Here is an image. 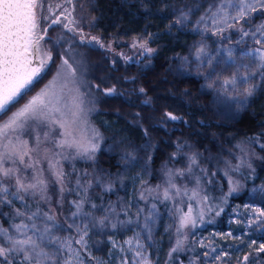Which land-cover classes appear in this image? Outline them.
Returning a JSON list of instances; mask_svg holds the SVG:
<instances>
[{
    "label": "trees",
    "instance_id": "trees-1",
    "mask_svg": "<svg viewBox=\"0 0 264 264\" xmlns=\"http://www.w3.org/2000/svg\"><path fill=\"white\" fill-rule=\"evenodd\" d=\"M178 1L91 0L96 32L104 37L148 33L156 37L153 55L147 61H120L109 51L79 47L65 33L55 46V56L43 78L11 111L21 107L52 79L62 57L67 59L81 82L87 120L83 131L90 134V127L99 124L96 117L115 122L131 141L142 168L143 180L133 190L134 206L142 213L154 208L170 218L158 264H200L201 247L195 234L227 230L232 204L244 203L255 180L264 173V95L254 91L246 99L241 94L228 97L223 102L232 104L226 108L216 90H206L201 75L186 69L182 60L190 53L194 35L177 27L171 8ZM112 88L115 91L106 95V90ZM166 113L178 119L170 120ZM10 115L8 112L0 118V123ZM100 130L106 142L108 135L101 127ZM45 133L49 134L47 140ZM58 133L59 129L29 121L22 132L10 134L13 141L19 135L28 142L33 149L29 153L32 160L27 156L24 163L15 157L5 160L3 167L16 171L10 177H0L16 190L17 179L28 184L39 176L44 181L43 191L38 186L36 191L19 192L26 210L49 215L59 226L71 229L73 197L63 178L65 166L77 163L87 170L85 208L96 215L105 206L106 214L118 224H133L136 215L126 203L121 166L115 155L100 146L91 159L73 158V149L56 145ZM50 159L59 161L57 171L63 172L62 178L58 179L49 167ZM27 163H33L34 167H26ZM233 187L236 190L230 192ZM165 189L171 197L168 200L164 199ZM194 191L198 193L195 197ZM189 206L196 225L177 232L179 218L188 213ZM201 213L203 221L199 219ZM22 217L12 205L0 203V223L4 229L12 231ZM263 260L264 253L249 259L256 264H264Z\"/></svg>",
    "mask_w": 264,
    "mask_h": 264
},
{
    "label": "rangeland",
    "instance_id": "rangeland-1",
    "mask_svg": "<svg viewBox=\"0 0 264 264\" xmlns=\"http://www.w3.org/2000/svg\"><path fill=\"white\" fill-rule=\"evenodd\" d=\"M90 1L72 0L71 3H68L67 0H42L43 7L39 10V14L47 16L48 19L40 20L41 28L52 25L48 31V38L43 43V49L50 51L53 58L55 46L61 38H64L65 33H69L75 40L74 43L79 47L109 51L118 56L120 61L138 62L141 59L147 61L153 55L155 52L153 44L156 37L148 33L127 37L123 33H116L104 37L96 32L95 17L90 9ZM219 4L220 0H180L171 9L175 21H179L177 27L194 35L189 44L190 53L181 63L186 65V69L201 75L206 90H216L221 96L222 106L228 108L232 103L223 102V100L240 95L246 87H253L255 92L264 95V79H261L260 71L256 68L259 61L247 55L260 47L255 43L256 39L264 40V36L261 35L264 29L257 31L261 25H264V12L252 13L250 18L239 23L229 20L227 24L223 22L216 24L213 22L212 12L219 7ZM49 7H51V12H49ZM60 13H64V17L59 25L54 26L51 24V20L58 17ZM232 14L234 15V13ZM202 16L205 17L203 21H201ZM70 21H75V23H70ZM65 24H68L70 28H76L77 33L68 32L64 28ZM228 25H232V27ZM218 29H222V31ZM80 31L84 32L87 40H90L91 37H98L105 47H100L95 41L81 44L78 34ZM242 31L248 32L250 35L242 36ZM174 33L171 32V35L174 36ZM251 33H255V35L253 36ZM144 41H147L146 47L152 49L151 53L138 46ZM134 43L137 46L134 47ZM201 48L203 52L200 51ZM71 62H73L72 59ZM245 66L250 71H246ZM237 69H239L238 77L249 75L248 83H244L238 78L235 85L225 84L224 82L230 80L233 74H237ZM253 72L255 75L251 74ZM209 85L212 86L209 87ZM96 120L99 124L90 127L89 136L93 130L98 133L99 147L101 146L104 151L114 154L121 166L126 203L136 215L133 224H118L115 218L106 214L108 210L105 206L96 215H92L90 210L85 208L83 190L87 170L77 163L65 166L63 178L64 184L71 191L73 197L72 216L73 213H77L72 217L71 229L59 226L53 219L48 218L49 215L37 211L28 212L19 192L12 183L5 181L2 177H0V187L7 188L8 191L0 192V203L12 205L23 216L18 224L22 222L27 224L29 235L33 234L32 225H35L37 235L44 231L45 226L51 228L48 235L52 236L56 243L49 244L45 241L44 248L45 251H55L56 254L53 260L47 264H57V262L62 264L65 259H71L72 264H125V262L127 264H145V262L146 264H158L164 252V236L170 225V218L154 208H151L149 212L142 213L134 206L136 204L133 200V190L143 180L139 159L132 149L131 141L117 128L115 122L102 117H96ZM100 127L108 135L106 142ZM22 131L23 129L17 133ZM5 143L7 141H0V152L4 151L2 145ZM78 202L81 205L79 209L76 207ZM104 205L109 204L105 203ZM254 209L264 211V173L255 180L249 198L244 203L232 204L226 222L227 230L195 234L196 242L201 247L200 264H242L244 255H249L250 259L251 256L257 254L253 249L264 243V217H260L253 211ZM150 215L152 218L146 220V217ZM29 216H32L31 220L28 219ZM100 220L104 221L103 226L100 225ZM146 223L150 227V231L145 227ZM0 228H3L1 223ZM84 231H87V235L84 237L86 247L75 243V240L79 239ZM8 233L16 235L15 227ZM229 233L232 235L229 236ZM234 237H239V239ZM65 240L71 244V254L67 247L62 250L59 248V245ZM252 241H255V244H252ZM113 244L116 246L113 247ZM77 253L79 258L76 256ZM205 253H208V256H205ZM224 253L227 255L224 256ZM217 255L224 256L223 260H216ZM248 264L256 263L248 261Z\"/></svg>",
    "mask_w": 264,
    "mask_h": 264
},
{
    "label": "snow or ice",
    "instance_id": "snow-or-ice-1",
    "mask_svg": "<svg viewBox=\"0 0 264 264\" xmlns=\"http://www.w3.org/2000/svg\"><path fill=\"white\" fill-rule=\"evenodd\" d=\"M71 3L72 0H67ZM43 7L42 0H0V118L11 112L6 120L0 123V141H7L3 144V152H0V175L3 177H10L14 171L13 168L3 167L4 161L15 157L20 160L21 163L25 162L27 156L29 161L32 157L29 155L33 149L28 147V142L21 140L19 135L15 137V141L10 138V134L17 133L23 129L29 121L40 122L44 125L59 129V140L55 143L60 148H68L74 150L75 157H87L93 158L98 148L99 143L97 141L98 133L94 130L89 136L83 131L84 125L87 123L86 112L83 108V94L81 91V82L77 79V70L67 59H62V63L57 67L55 75L48 81L35 95H32L30 99L23 103L15 111H11L12 108L19 103L29 92L36 86L37 83L43 78L45 70L48 68L49 62L53 60L50 51L43 52L41 55V41L44 40V34L47 33V28H41L40 20H47V16H41L39 10ZM65 11H67L65 9ZM51 12V7H49ZM264 12V0H220L219 7L212 12L213 22L225 23L229 20H234L239 23L242 20L250 18L252 13ZM234 13V15L232 14ZM186 18V17H185ZM205 17H201L203 21ZM179 23V21H177ZM59 17L53 18L51 24H59ZM75 23V21H70ZM232 27V25H228ZM64 28L70 32L77 33L76 28H70L68 24L64 25ZM264 29V25H261L257 31ZM221 30L222 29H218ZM80 43L95 41L100 47H105L98 37H91L90 40L86 39L83 31L79 33ZM250 33L243 32L242 36H248ZM255 35V33H251ZM264 36V31L261 32ZM147 41L141 42L138 46L145 51L151 53L152 49L146 47ZM255 43L260 47L249 52L247 55L254 60L259 61L256 65L257 70L260 71L261 79H264V40L256 39ZM134 47L137 46L135 43ZM110 47V46H109ZM203 52V49H200ZM229 55L231 53L229 52ZM199 59V56H197ZM246 71H250L245 66ZM237 74H233L230 80H226L225 84L237 83V79H241L244 83H248L249 75L238 77ZM255 75V73H251ZM212 85H209L211 87ZM96 87H99L97 85ZM115 91L114 88L107 89L106 95L112 94ZM143 91V89H141ZM254 88L246 87L243 89L241 95L246 99L253 95ZM166 116L170 120H176L178 117L171 113H166ZM49 134L45 133L44 139L47 140ZM40 138L37 137V147L39 146ZM65 159L68 157L64 153H60ZM195 163V159L192 160ZM59 161L53 162L49 160V167L53 169L58 179L63 177L62 171H57V165ZM26 167H34L33 163H27ZM180 174V173H178ZM34 183L25 184L21 180H16L17 192L27 193L29 190L36 191L38 186L40 191H43L44 181L39 176H34ZM231 183V181H230ZM175 187V185H172ZM236 189L230 188V192ZM7 188L0 187V192L6 193ZM179 193V189H177ZM187 195V192H185ZM198 195L195 191L193 197ZM170 194L167 189L164 191V199H170ZM192 197H190L191 199ZM206 199V198H205ZM80 203L76 204V207L80 208ZM155 207V205L153 206ZM210 210V209H209ZM260 217H264V211L254 209ZM19 214V213H18ZM219 215V212L216 213ZM77 213H73V216ZM51 219V217H48ZM151 215L146 217V220H150ZM29 220L32 216L28 217ZM199 219L203 221L204 215L200 214ZM210 222V221H209ZM253 223L255 221H252ZM103 226L104 221H99ZM192 225L195 227L196 219L192 216V208L189 206L188 213L180 216L179 225L176 228L177 232L181 229ZM115 227V225H113ZM145 227H150L145 224ZM29 226L23 222L15 225L16 235H9L8 230L0 228V237H3V241L0 242V264H16V260H19V264H47L52 261L55 251H45V241L49 244L56 243V240L48 235L51 232V228L45 226L44 231L39 235L36 234L35 225H32L33 234H28ZM87 235V231H84L79 239L75 240V243L82 244L85 247L86 242L84 237ZM229 236L232 234L229 233ZM239 239V237H234ZM126 243H128L126 241ZM179 245V241L177 242ZM255 244V241H252ZM116 245L113 244V247ZM203 246V245H201ZM64 247L69 249L71 254V244L65 240L59 245L62 250ZM142 247V246H141ZM257 255L264 253V243L253 249ZM173 251H176L174 248ZM215 251V249H213ZM227 253H224L226 256ZM77 258L78 253L76 254ZM208 256V253H205ZM224 256L217 255L216 260H223ZM249 255H244L242 264H248ZM61 264V262H57ZM62 264H72L71 259H65ZM127 264V262H125ZM146 264V262H145Z\"/></svg>",
    "mask_w": 264,
    "mask_h": 264
},
{
    "label": "water",
    "instance_id": "water-1",
    "mask_svg": "<svg viewBox=\"0 0 264 264\" xmlns=\"http://www.w3.org/2000/svg\"><path fill=\"white\" fill-rule=\"evenodd\" d=\"M50 26H52V25H48V26L46 27V28L48 29V30H47V33L44 34V40L41 41V55H43V52H45V50L43 49V43H44V41L48 38V31H49V29H50Z\"/></svg>",
    "mask_w": 264,
    "mask_h": 264
},
{
    "label": "flooded vegetation",
    "instance_id": "flooded-vegetation-1",
    "mask_svg": "<svg viewBox=\"0 0 264 264\" xmlns=\"http://www.w3.org/2000/svg\"><path fill=\"white\" fill-rule=\"evenodd\" d=\"M64 13H60L59 14V19H60V21H62V19H63V17H64V15H63ZM60 24V23H59ZM59 24H54V26H56V25H59ZM68 31V30H67ZM68 32H70V31H68ZM78 44V43H77ZM45 50V49H44ZM46 51V50H45Z\"/></svg>",
    "mask_w": 264,
    "mask_h": 264
}]
</instances>
